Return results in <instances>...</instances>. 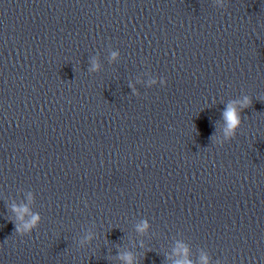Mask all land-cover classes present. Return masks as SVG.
<instances>
[{"label":"clouds","instance_id":"obj_1","mask_svg":"<svg viewBox=\"0 0 264 264\" xmlns=\"http://www.w3.org/2000/svg\"><path fill=\"white\" fill-rule=\"evenodd\" d=\"M218 3H220L221 8H223L224 0H217ZM119 55L118 52L113 51L111 53V58L115 59ZM100 65L98 61L94 58L91 61V68L90 71H97L99 69ZM155 81H153L154 83ZM162 83H166L165 80L161 81ZM252 105V99L245 95L241 100H234L227 104L225 110L222 112V119L224 121V138L225 140H231L233 139L239 128L242 124V116L241 113L244 109L250 107ZM214 141H216L218 144L223 145V141H219L215 136L213 137ZM31 198V197H30ZM12 211L16 214L17 219L24 222L23 226L16 225L15 231L17 233H29L32 231V229L36 228L40 221L39 214L31 213L29 207L27 205H13ZM30 217L28 220H25V217ZM15 223V222H14ZM149 227V224L147 221H142L141 224L137 225V231L138 232H145ZM91 237H89L90 239ZM178 255H182L183 258L178 259L174 262V264H192V261L187 258L188 249L186 246L182 244H178L177 249L175 250ZM120 259H122L125 264H133V257L131 253H127L120 256ZM201 264H209L208 257L202 256L201 257Z\"/></svg>","mask_w":264,"mask_h":264}]
</instances>
